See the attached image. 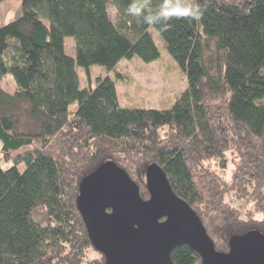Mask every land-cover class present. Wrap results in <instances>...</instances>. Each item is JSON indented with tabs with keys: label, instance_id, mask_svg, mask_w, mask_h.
<instances>
[{
	"label": "trees",
	"instance_id": "1",
	"mask_svg": "<svg viewBox=\"0 0 264 264\" xmlns=\"http://www.w3.org/2000/svg\"><path fill=\"white\" fill-rule=\"evenodd\" d=\"M133 2L21 0L20 14L0 25V76L16 87L0 80V264H105L76 200L82 177L106 159L144 198L145 167L160 164L217 250L228 251L240 230L264 232V0H195L202 19L173 18L166 31L128 15ZM143 3L151 14L161 0ZM150 27L187 77L171 107L122 106L109 75L81 86L78 67L91 81L93 64L112 70L125 58L157 59ZM229 150L240 161L227 181L214 165L227 167ZM172 259L203 264L187 244Z\"/></svg>",
	"mask_w": 264,
	"mask_h": 264
},
{
	"label": "water",
	"instance_id": "2",
	"mask_svg": "<svg viewBox=\"0 0 264 264\" xmlns=\"http://www.w3.org/2000/svg\"><path fill=\"white\" fill-rule=\"evenodd\" d=\"M150 196L113 159L101 161L82 177L77 206L93 246L105 264H176L175 247L187 244L203 264H264V232L251 228L217 250L194 208L172 188L156 161L146 165Z\"/></svg>",
	"mask_w": 264,
	"mask_h": 264
},
{
	"label": "rangeland",
	"instance_id": "3",
	"mask_svg": "<svg viewBox=\"0 0 264 264\" xmlns=\"http://www.w3.org/2000/svg\"><path fill=\"white\" fill-rule=\"evenodd\" d=\"M144 1V0H143ZM187 2L195 3V0H186ZM21 12V0H3L0 3V25L14 19ZM109 13L114 20L118 19L117 8L109 5ZM157 45L160 49V56L150 62L142 60L138 56L130 59H122L117 66L108 70L105 66L100 64H93L90 66L91 81L88 80L83 68L78 67V73L81 86L84 87L91 82L93 86L96 84L98 76H111L117 85L119 102L124 107H143V108H169L176 98L187 86V77L182 68L170 55L166 48V43L160 36L159 32L150 27ZM67 52L75 55V38L68 36L65 39ZM213 46V45H212ZM0 80L4 88L9 91L15 90V83L10 76H0ZM77 107V103H73L71 110ZM23 124L29 125L30 119H22ZM1 146V141H0ZM227 167H222L215 164L223 178L227 181L232 180L235 163H238L239 157L236 156L232 150L227 152ZM236 159V160H235ZM13 162L2 159L3 167H9ZM213 165V164H212ZM23 165H20V167ZM145 176V174H144ZM236 199L235 197H233ZM257 216H261L257 214ZM36 218L44 221L38 213ZM240 230L238 233H242ZM88 256H96L97 253L89 249Z\"/></svg>",
	"mask_w": 264,
	"mask_h": 264
},
{
	"label": "clouds",
	"instance_id": "4",
	"mask_svg": "<svg viewBox=\"0 0 264 264\" xmlns=\"http://www.w3.org/2000/svg\"><path fill=\"white\" fill-rule=\"evenodd\" d=\"M126 11L130 16L143 17L145 24L160 25L161 30L166 31L173 18L199 22L205 10L198 4L186 2V0H161L160 6L149 14L143 0H134Z\"/></svg>",
	"mask_w": 264,
	"mask_h": 264
},
{
	"label": "crops",
	"instance_id": "5",
	"mask_svg": "<svg viewBox=\"0 0 264 264\" xmlns=\"http://www.w3.org/2000/svg\"><path fill=\"white\" fill-rule=\"evenodd\" d=\"M119 97V96H118Z\"/></svg>",
	"mask_w": 264,
	"mask_h": 264
}]
</instances>
